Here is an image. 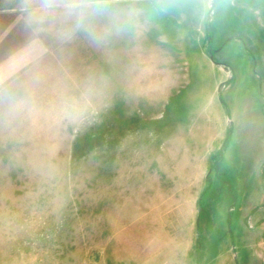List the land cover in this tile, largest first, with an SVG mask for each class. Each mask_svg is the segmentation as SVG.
Here are the masks:
<instances>
[{
	"label": "rangeland",
	"instance_id": "rangeland-1",
	"mask_svg": "<svg viewBox=\"0 0 264 264\" xmlns=\"http://www.w3.org/2000/svg\"><path fill=\"white\" fill-rule=\"evenodd\" d=\"M228 3L0 0V264H264V31Z\"/></svg>",
	"mask_w": 264,
	"mask_h": 264
},
{
	"label": "crops",
	"instance_id": "crops-1",
	"mask_svg": "<svg viewBox=\"0 0 264 264\" xmlns=\"http://www.w3.org/2000/svg\"><path fill=\"white\" fill-rule=\"evenodd\" d=\"M206 2V7L203 8L202 12L203 14L201 15V23L203 24L206 20V14L208 13L209 9L213 7V4L215 0H205ZM210 2V4H209ZM231 2L235 4H230L228 3L227 5L229 8L235 13L233 15V18L236 21H249V26L247 28H251V24L253 27L259 28L260 30L264 31V3L259 2L257 0H231ZM236 5V6H235ZM218 9L220 6H217ZM229 11V12H232ZM238 15V16H237ZM251 17L254 18L251 22ZM246 27V26H243ZM248 31V30H247ZM250 38L247 40V44L251 45V43L254 45H257L258 43L261 42L259 41V38L262 35V32H254L251 31V29L248 31ZM207 34V33H206ZM206 34H203V38H207ZM252 38V41H251ZM211 39V38H210ZM243 44H245V41L240 40ZM206 43H210L209 38L206 39ZM209 53V52H208ZM226 71V70H225Z\"/></svg>",
	"mask_w": 264,
	"mask_h": 264
},
{
	"label": "water",
	"instance_id": "water-1",
	"mask_svg": "<svg viewBox=\"0 0 264 264\" xmlns=\"http://www.w3.org/2000/svg\"><path fill=\"white\" fill-rule=\"evenodd\" d=\"M225 70H226V68H225Z\"/></svg>",
	"mask_w": 264,
	"mask_h": 264
}]
</instances>
